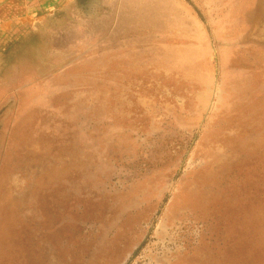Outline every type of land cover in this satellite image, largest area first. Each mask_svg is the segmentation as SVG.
I'll return each instance as SVG.
<instances>
[{
    "label": "rangeland",
    "instance_id": "374dc122",
    "mask_svg": "<svg viewBox=\"0 0 264 264\" xmlns=\"http://www.w3.org/2000/svg\"><path fill=\"white\" fill-rule=\"evenodd\" d=\"M95 5L8 56L0 264H264V0Z\"/></svg>",
    "mask_w": 264,
    "mask_h": 264
},
{
    "label": "crops",
    "instance_id": "0c3cea01",
    "mask_svg": "<svg viewBox=\"0 0 264 264\" xmlns=\"http://www.w3.org/2000/svg\"><path fill=\"white\" fill-rule=\"evenodd\" d=\"M97 3L101 0H0V78L5 75L7 66H17L8 56L31 28L35 30L44 25V21L59 16L69 19L72 11L73 17L82 20L77 24L81 31L86 25L85 19L89 18L87 13L96 11ZM29 84L32 83L26 86ZM6 98L0 88V110Z\"/></svg>",
    "mask_w": 264,
    "mask_h": 264
}]
</instances>
